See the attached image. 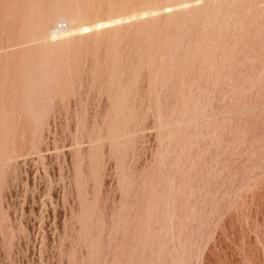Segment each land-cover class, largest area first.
<instances>
[{"label": "rangeland", "instance_id": "obj_1", "mask_svg": "<svg viewBox=\"0 0 264 264\" xmlns=\"http://www.w3.org/2000/svg\"><path fill=\"white\" fill-rule=\"evenodd\" d=\"M0 264H264V0H0Z\"/></svg>", "mask_w": 264, "mask_h": 264}, {"label": "bare ground", "instance_id": "obj_2", "mask_svg": "<svg viewBox=\"0 0 264 264\" xmlns=\"http://www.w3.org/2000/svg\"><path fill=\"white\" fill-rule=\"evenodd\" d=\"M193 1V0H192ZM198 1V0H197ZM186 2H188V1H186ZM184 4V3H183ZM175 5V4H174ZM179 5H180V3H179ZM170 6H172V5H170ZM177 6H178V4H177ZM168 8V7H167ZM170 8V7H169ZM151 9V8H150ZM161 9V8H160ZM163 9H166V8H164L163 7ZM162 9V10H163ZM144 10V9H143ZM149 10V9H148ZM156 10V9H155ZM158 11V10H157ZM147 12H149V11H147ZM153 12H156V11H150L149 13H153ZM140 14V13H139ZM62 16V15H61ZM127 16H128V14H127ZM126 16V17H127ZM136 16H138V15H134L133 17H136ZM117 17V16H116ZM60 18V17H59ZM62 19H63V17H61ZM125 18V17H124ZM108 19V18H107ZM127 19V18H126ZM65 20L67 21V25H66V23H65V21H60V22H57L58 23V30H56V31H54V32H51L52 30H50V32L53 34V35H55V36H59V35H63V34H72V33H75V32H78V31H81V30H87V29H93V28H95V27H98V26H102V25H104V24H107V23H118L119 21H121L122 20V16L121 17H119V18H117V19H115V20H111V21H106V22H101V23H99V22H97L96 21V23L94 24V22H93V24L92 25H85V26H83V25H81V27L80 26H78V25H76L74 22H73V19L72 18H70V17H67V16H65ZM102 21V20H101ZM57 26H56V28H57ZM54 27V26H53ZM53 29V28H52ZM49 32V33H50ZM50 33V34H51ZM49 34V35H50ZM50 38H53V37H50ZM49 38V39H50Z\"/></svg>", "mask_w": 264, "mask_h": 264}]
</instances>
